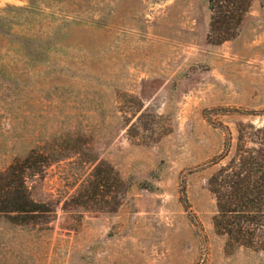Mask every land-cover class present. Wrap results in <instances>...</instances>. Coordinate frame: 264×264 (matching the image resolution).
I'll return each instance as SVG.
<instances>
[{"label": "rangeland", "instance_id": "1", "mask_svg": "<svg viewBox=\"0 0 264 264\" xmlns=\"http://www.w3.org/2000/svg\"><path fill=\"white\" fill-rule=\"evenodd\" d=\"M210 19L209 0H0V207L13 166L44 206L0 213V264H264V192L230 241L211 192L264 143V0L230 41Z\"/></svg>", "mask_w": 264, "mask_h": 264}, {"label": "trees", "instance_id": "2", "mask_svg": "<svg viewBox=\"0 0 264 264\" xmlns=\"http://www.w3.org/2000/svg\"><path fill=\"white\" fill-rule=\"evenodd\" d=\"M252 2L253 0H209L211 13L209 43L221 44L235 38L250 11ZM258 144L262 145L261 148L254 151L258 152L259 156H253L251 153L250 156H233L229 164L220 170L219 177L211 183V192L218 207L216 226L228 236L229 241L232 239L231 236L240 238L245 223L252 225L258 220L253 215L255 209L262 211L259 208L262 201L259 195L264 192V143ZM6 175L12 179L17 177L19 181L12 191L15 197L13 205L5 208L6 202H3L0 213H18L27 217L42 211L44 206L32 199L26 188L25 178L21 174L17 175V166H13ZM116 209L118 207H114L113 211Z\"/></svg>", "mask_w": 264, "mask_h": 264}]
</instances>
